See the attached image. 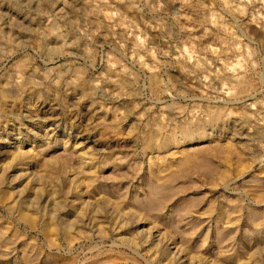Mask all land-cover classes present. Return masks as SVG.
Here are the masks:
<instances>
[{"label":"rangeland","instance_id":"374dc122","mask_svg":"<svg viewBox=\"0 0 264 264\" xmlns=\"http://www.w3.org/2000/svg\"><path fill=\"white\" fill-rule=\"evenodd\" d=\"M263 115L264 0H0V170L11 166L0 200L20 192L34 213L45 200L43 209H52L59 196L62 212L53 221L81 217L77 229L84 231L79 241L60 236L63 227L56 238L42 237L50 209L35 214L41 221L30 228L2 200L0 264H92L118 254L123 264H148V256L151 264H166V256L167 264H264ZM230 199L244 212H227ZM185 200L196 203L178 209ZM218 208L230 215H216Z\"/></svg>","mask_w":264,"mask_h":264},{"label":"bare ground","instance_id":"6f19581e","mask_svg":"<svg viewBox=\"0 0 264 264\" xmlns=\"http://www.w3.org/2000/svg\"><path fill=\"white\" fill-rule=\"evenodd\" d=\"M242 80H243V79H242ZM244 81H245V80H244ZM244 85H245V84H244ZM247 85H249V83H248ZM243 89H244V86L242 85V83L239 84V86H238V90H239V92H242ZM248 90H249V89H248ZM37 93H38V92H37ZM6 96L8 97V95H6ZM31 96H32V95H31ZM14 97H15V96H14ZM20 101H21V100H20ZM228 101H229V100H228ZM231 101H233V100H231ZM224 102H225V100H224ZM226 102H227V100H226ZM228 103H229V102H228ZM8 105H9V104H8ZM219 111H220V110H219ZM219 111H217V112H211V114H210V119H211V121H213V120H215L217 117H219V115H220V112H219ZM207 113H208V112H207ZM224 113H225V112H224ZM6 114H8V113H6ZM48 114H49V113H48ZM222 114H223V113H222ZM248 114H250V113H248ZM248 114H247V115H248ZM260 114H261V113H260ZM250 115H251V114H250ZM261 115H262V114H261ZM248 116H249V115H248ZM248 116H247V117H248ZM253 116H254V115H253ZM263 116H264V115H263ZM247 117H246V118H247ZM261 118H262V116H261ZM263 118H264V117H263ZM263 118H262V119H263ZM219 119H220V118H219ZM196 127H197V126H196ZM115 130H116V129H115ZM194 132H195V131H194ZM195 134H196V133H195ZM198 134H199V133H198ZM208 134H209V133H208ZM199 135H200V134H199ZM204 136H205V135H204ZM33 137H34V136H33ZM201 138H202V137H201ZM9 145H10V144H9ZM148 145H150V143H148ZM20 147H21V146H20ZM146 147H147V146H146ZM214 148H216V147H214ZM228 148H229V147H228ZM216 149H217V148H216ZM216 149H215V150H216ZM20 150H21V149H20ZM209 150H211V148H210ZM218 150H220V152L222 151V150L219 149V148H218ZM230 150H231V147H230L229 151H230ZM1 151H2V150H1ZM1 151H0V152H1ZM64 151H65L66 153L68 152V150H65V149H64ZM211 151H212V150H211ZM211 151H210V152H211ZM226 151H228V150H226ZM226 151H225V152H226ZM15 152L18 153L19 150L15 151ZM20 152H21V151H20ZM20 152H19V153H20ZM79 152H80V151H79ZM207 152H208V151H207ZM214 152H215V151H214ZM214 152H211V153H214ZM216 152H217V151H216ZM220 152H218V153H220ZM21 153H23V152H21ZM70 153H71V154L73 155V157H74V155H75L74 153H75V152L72 153V152L70 151ZM70 153H69V154H70ZM77 153H78V152H77ZM80 153H81V152H80ZM80 153H78V154H80ZM82 153H83V152H82ZM90 153H91V152L88 153V154H89V157L91 156ZM222 153H223V151H222ZM222 153H220V154H222ZM226 153H227V154L230 153V154L232 155L231 152H226ZM226 153H225V154H226ZM10 154H11V153H10ZM15 154H16V153H15ZM15 154H13V155H15ZM25 154H27V153H24L23 155H25ZM64 154H65V153H62V154H61L62 157H63ZM71 154H70V156L67 155V157H68V156H69V157H72ZM85 154H86V153H85ZM204 154H205V153H204ZM207 154H208V153H207ZM215 154H216V153H215ZM225 154H224V155H225ZM230 154H229V155H230ZM13 155H12V157H13ZM23 155L21 154V156H23ZM35 155H36V154H35ZM61 155H60L59 157H61ZM231 155H230V156H231ZM80 156H82V155H80ZM87 156H88V155H87ZM187 156H188V155H187ZM187 156H186V158H188ZM230 156H226V155H225V157H226L227 159H228ZM237 156H238V155H237ZM14 157H15V160H16V159H17V158H16L17 156H14ZM18 157H19V156H18ZM23 157H24V156H23ZM23 157H22V158H23ZM28 157H29V156H28ZM62 157H61V158H62ZM76 157H78L77 154H76ZM85 157H86V155H85ZM85 157H84V158H85ZM93 157H94V156H93ZM93 157H92V158H93ZM189 157H190V156H189ZM204 157H205V156H204ZM217 157H218V155H217ZM231 157H232V156H231ZM4 158H5V157H4ZM22 158L19 157L18 159H22ZM25 158H26V157H25ZM55 158H56V157H55ZM61 158H60V159H61ZM64 158H65V159H64ZM86 158H87V157H86ZM90 158H91V157H90ZM92 158H91V160H92ZM94 158H95V157H94ZM183 158H184V157H183ZM206 158H208V157H205V159H206ZM239 158H240V157H239ZM62 159L65 160V161L63 160L62 162H63V164H64V162H65V165H66L68 159H67L65 156H64ZM62 159H61V160H62ZM70 159H71V161H72V158H70ZM70 159H69V160H70ZM77 159H78V158H77ZM80 159H81V157H80ZM82 159H83V157H82ZM97 159H98V158H97ZM97 159L95 158V160H93V161L95 162ZM198 159H199V158H198ZM227 159H225V160H227ZM230 159H231V158H230ZM230 159H229V160H230ZM2 160H3V159H2ZM9 160H10V159H9ZM58 160H59V158H58ZM78 160H79V159H78ZM91 160H90V164H89V165H94V164H93L94 162L91 164ZM184 160L186 161V159H184ZM188 160H189V159H188ZM188 160H187V161H188ZM207 160H210V159H207ZM207 160H205L204 163L202 162V163H203L202 166H203V167H207V168H209V162H208ZM5 161H6V160H5ZM24 161H25V160H24ZM55 161L57 162L56 159H55ZM80 161H82V160H80ZM85 161H86V160H85ZM235 161H238V159L235 160ZM2 162H3V161H2ZM12 162H13V159H12ZM12 162H11V163H12ZM14 162H15V161H14ZM14 162H13V163H14ZM59 162H60V161H59ZM62 162H61V166H62ZM69 162H70V161H69ZM88 162H89V161H88V159H87V162H86V163L88 164ZM99 162H100V161H99ZM190 162H191V161H190ZM192 162H193V161H192ZM232 162H233V161H232ZM239 162H240V160H239ZM241 162H242V161H241ZM7 163L10 164V161H9V162H5V164H7ZM16 163H19L18 160H17V162H15V164H16ZM24 163H25V162H24ZM24 163H23V164H24ZM86 163H85V164H86ZM183 163H184V161H183ZM195 163H197V162H195ZM2 164H3V167L6 166L4 163H2ZM9 164H7V165H9ZM15 164H14V165H15ZM19 164H21V163H19ZM58 164H59V163H58ZM58 164H57V165H58ZM81 164H82V163H81ZM85 164H84V161H83V164H82V165H84V167L87 165V164H86V165H85ZM99 164H100V163H98V165H99ZM189 164H190V163H189ZM191 164H192V163H191ZM234 164H235V163H234ZM239 164H240V163H239ZM239 164H238V166H239ZM59 165H60V164H59ZM67 165H68V164H67ZM70 165H71V164H70ZM70 165H69V166H70ZM78 165H79V163H78ZM95 165H96V162H95ZM179 165H180V164H179ZM181 165H182V162H181ZM186 165H187V164H186ZM12 166H13V164H12ZM18 166H19V165L17 164V167H15L14 170H16V168L18 169ZM46 166H47V165H43L44 168H45ZM49 166H50V165H49ZM74 166H76V165H74ZM74 166H73V167H74ZM96 166H97V165H96ZM150 166H151V165H150ZM183 166H185V165L183 164ZM241 166H242V164H241ZM10 167H11V166H10ZM10 167H9V168H10ZM62 167H64V166H62ZM70 167H71V166H70ZM73 167H72V169H75V167H74V168H73ZM81 167H82V166H81ZM81 167H79V168H81ZM86 167L88 168V166H86ZM94 167H95V166H94ZM170 167H171V166H170ZM181 167H182V166H181ZM187 167H188V166H187ZM242 167H243V166H242ZM9 168L7 167V170H9ZM13 168H14V167H13ZM24 168H25V167H24ZM48 168H50V167H48ZM54 168L56 169L57 167H54ZM64 168L67 169V168H69V167H64ZM90 168H92V166H91ZM96 168H97V167H96ZM188 168H189V167H188ZM215 168H216V167H215ZM215 168H214V169H215ZM224 168H225V167H224ZM229 168H230V167H229ZM229 168H228V169H229ZM237 168H238V167H237ZM245 168H246V167H245ZM2 169H3V168H2ZM21 169H22V168H21ZM69 169H71V168H69ZM76 169H78V166H76ZM163 169H164V168H163ZM169 169H170V168H169ZM193 169H194V168H193ZM226 169H227V168H226ZM7 170H6V172H7ZM11 170H12V169H11ZM52 170H53V169H52ZM82 170H83V167H82ZM88 170H89V168H88ZM92 170H93V169H92ZM98 170H99V169H98ZM203 170H204V169H203ZM221 170H222V169H221ZM0 171H2V170H0ZM17 171H18V170H17ZM23 171H24V169H23ZM23 171H22V172L20 171V172L23 174ZM44 171H45V170H44ZM49 171H51V170H49ZM55 171H56V170H55ZM57 171H58V169H57ZM59 171H60V170H59ZM61 171H63V169H62ZM61 171H60V172H61ZM64 171L68 172V170H64ZM71 171H72V170H71ZM74 171L76 172V170H73V172H74ZM78 171H81V169H79ZM84 171H85V170H84ZM84 171H83V173H84ZM165 171H166V170H165ZM208 171H209V170H208ZM210 171H211V170H210ZM240 171H241V170H240ZM242 171H243V170H242ZM6 172H5L4 169H3L2 173L0 172V173H1V174H0V183L3 182V180H4L5 177H7V176H6ZM60 172H58V174H59L58 176L56 175L57 172L54 174V176L56 175V176L58 177V179H59V177H60V174H62V173H60ZM81 172H82V171H81ZM92 172H93V173H92ZM94 172H95L94 170L91 171V172H90L91 175H92V174L94 175ZM180 172H181V170H180ZM211 172H212V171H211ZM223 172H224V171H222V173H223ZM225 172H226V171H225ZM10 173H11V172H10ZM24 173H25V172H24ZM51 173H53V172H51ZM64 173H65V172H64ZM95 173H96V172H95ZM214 173H215V172H214ZM227 173H228V170H227ZM235 173H236V172H235ZM11 174H13V173H11ZM11 174H10V175H11ZM17 174H18V172H17ZM74 174H75V173H74ZM87 174H88V176H85L86 173H85L84 176H85V177H88V178H87V179H88V182H90V180H91L90 178H91V177L89 178V175H90L89 172H87ZM205 174H206V173H205ZM233 174H234V173H233ZM14 175H16V174H14ZM18 175H19V174H18ZM47 175H48V174H47ZM52 175H53V174H52ZM52 175H50V176H52ZM62 175H63V174H62ZM62 175H61V176H62ZM93 175H92V176H93ZM96 175H97V174H96ZM96 175L93 176L92 178L95 179V178H96ZM98 175H99V173H98ZM98 175H97V176H98ZM100 175H101V173H100ZM202 175H203V174H202ZM220 176H221V175H220ZM19 177H21V175H20ZM22 177H23V176H22ZM22 177H21V178H22ZM75 177L77 178V176H75ZM81 177H82V175H81ZM100 177H101V176H100ZM104 177H105V176H104ZM104 177H103V178H104ZM110 177H111V176H110ZM156 177H157V176H156ZM224 177H227V176H225V175L223 174V178H224ZM228 177H229V176H228ZM9 178H10V177H9ZM9 178H8V179H9ZM11 178H12V177H11ZM17 178H18V177H17ZM21 178H20V179H21ZM39 178H40V177H39ZM50 178H51V177H50ZM61 178H62V177H61ZM67 178H68V177H67ZM123 178H124V177H123ZM152 178H153V177H152ZM159 178H160V177H159ZM219 178H220V177H219ZM221 178H222V177H221ZM223 178H222V179H223ZM6 179H7V178H6ZM20 179H19V180H20ZM55 179H56V178H55ZM78 179H79V177H78ZM78 179H77V180H78ZM82 179H83V178H82ZM89 179H90V180H89ZM93 179H92V180H93ZM98 179H101V178H98ZM98 179L96 178L97 181H99ZM115 179H116V178H115ZM155 179H156V178H155ZM15 180H16V176H15L13 179H11V181H15ZM17 180H18V179H17ZM19 180H18V181H19ZM59 180H60V179H59ZM69 180H70V179H69ZM96 180H93V182L96 181ZM111 180H112V179H111ZM161 180H162V179H161ZM168 180H169V178H168ZM177 180H178V179H177ZM8 181H9V180H8ZM18 181H17V183H18ZM50 181H51V180H50ZM72 181H73V179H72ZM97 181H96V182H97ZM101 181H102V180H101ZM157 181H158V180H157ZM219 181H220V180H219ZM222 181H224V180H222ZM30 182H33V181H30ZM40 182H41V181H40ZM69 182H70V181H69ZM75 182L78 183L79 181H78V182L75 181ZM75 182H74V183H75ZM82 182L86 183L87 180H86V182H85L84 180H82ZM88 182H87V183H88ZM102 182H103V181H102ZM104 182H105V181H104ZM104 182H103V183H104ZM109 182H110V181H109ZM115 182H118V181H115ZM158 182H159V181H158ZM4 183H5V182H4ZM20 183H21V181H20ZM20 183H19V185H20ZM76 183H75V185H76ZM91 183H92V182H91ZM97 183H98V182H97ZM113 183H114V182L112 181V184H113ZM165 183H166V182H165ZM1 184H2V183H1ZM7 184H8V183H7ZM9 184L11 185V183H9ZM9 184H8V185H9ZM49 184H50V183H49ZM55 184H56V183H55ZM63 184H64V183H63ZM93 184H95V183H93ZM114 184H115V183H114ZM114 184H113V186H114ZM175 184H176V183H175ZM21 185H22V184H21ZM26 185H27V184H26ZM36 185H38V184H36ZM42 185H43V184H42ZM50 185L52 186V184H50ZM69 185H71V183H70ZM84 185H85V184H84ZM84 185H82V187H83ZM86 185H87V186H90L91 184H90V185H89V184H86ZM95 185H97V184H95ZM95 185H94V186H95ZM118 185H119V184H117V186H118ZM259 185H260V184H259ZM94 186H93V188H94ZM0 187H1V186H0ZM7 187H8V186H7ZM7 187H6V188H7ZM21 187L24 188V190H25V187H23V186H21ZM21 187H20V188L18 187L17 190L20 189V191H21V193H22V190H23V189L21 190ZM26 187H27V186H26ZM55 187H57V186H55ZM59 187H60V186H59ZM67 187H68V186H67ZM78 187H79V185L77 186V188H78ZM85 187H86V186H84V188H85ZM97 187H98V186H97ZM99 187H100V186H99ZM101 187H102V186H101ZM15 188H16V187H15ZM38 188H39V187H38ZM63 188H64V185H63V187L61 188V191H62ZM77 188H76V189H77ZM86 188H87V187H86ZM88 188H89V187H88ZM91 188H92V187H91ZM105 188H106V187H105ZM112 188H113V187H112ZM163 188H164V187H163ZM255 188H256V187H255ZM9 189H10V187H9ZM12 189H13V187H12ZM41 189H43V188H41ZM45 189H46V188H45ZM59 189H60V188H59ZM94 189H95V188H94ZM108 189H109V188H108ZM114 189H115V188H114ZM114 189H113V191H114ZM257 189H258V187H257ZM263 189H264V188H263ZM7 190H8V188H7ZM26 190H27V189H26ZM28 190H29V188H28ZM28 190H27V192L30 193V191H28ZM84 190H85V192L87 191L86 189H84ZM88 190H89V189H88ZM92 190H93V189H92ZM110 190H112V189H110ZM259 190H260V189H259ZM0 191H1V190H0ZM11 191H12V190H11ZM32 191H33V190H32ZM40 191H41V190H40ZM40 191H37V192H40ZM50 191H51V190H50ZM63 191H64V190H63ZM241 191H242V190H241ZM263 191H264V190H263ZM2 192H4V191H2ZM13 192H14V191H13ZM16 192H17V191H15V193H16ZM37 192H36V193H37ZM42 192H43V190H42ZM42 192H40V193H42ZM47 192H48V191H47ZM83 192H84V191H83ZM85 192H84V193H85ZM92 192H93V191H92ZM92 192H90V194H91ZM99 192H100V191H99ZM101 192H102V191H101ZM103 192H104V191H103ZM115 192H117V191H115ZM115 192H114V193H115ZM242 192H243V191H242ZM25 193H26V192H24V194H25ZM33 193H35V192H33ZM44 193H45V192H44ZM54 193H56V194L58 195V192H56V190H55V192H53V194H54ZM59 193H60V192H59ZM62 193H63V192H62ZM65 193H66V192H65ZM74 193H75V192H74ZM96 193H97V192H96ZM118 193H119V191H118ZM118 193H117V195H118ZM260 193H261V192H260ZM263 193H264V192H263ZM3 194H4V193H3ZM19 194H20V192L18 193V196H17V195L15 196V199H14V197L12 198V197L10 196V193H9V194L5 193V194L1 197V199H2L5 203L8 202L7 207L9 208V210H10V209L12 210V208H13V209H14V208H18V213H17V214H19V216H20L22 219H24V220H23L24 222L27 221L28 224H27V223H25V224L28 225V227H30V226L33 227V226L35 225L34 223H36V222H38V221H41V220H38V219H40V216H39V218H38L37 215H38V212H39V211H42V212H43V211L46 210V209H45V210L43 209V208L45 207V204H47V203H46V200H45V204H43L44 207H43V208L40 207L41 210H39L38 208H36V209H38L39 211L37 212V210H36V211H35L36 213H35V212L33 213V209H35V207H36V206L33 207L34 205L31 203V202H33V201L28 202L29 199H28L27 197H23V198L21 197V198H20V197H19ZM30 194H31V193H30ZM38 194H39V193H37V195H38ZM46 194H47V193H46ZM51 194H52V193H51ZM53 194H52V195H53ZM56 194H55V195H56ZM60 194H61V193H60ZM86 194H89V191H87ZM107 194H108V193H107ZM1 195H2V194H1ZM25 195H26V194H25ZM39 195H40V194H39ZM41 195H42V194H41ZM57 195H56V196H57ZM78 195H79V194H78ZM117 195H114V196H117ZM120 195H121V194H120ZM258 195H259V194H258ZM12 196H13V195H12ZM20 196H23V194H20ZM30 196H33V195H30ZM43 196H44V195H43ZM48 196H49V193H48ZM65 196H66V195H65ZM65 196H64V197H65ZM73 196H74V195H73ZM75 196H76V195H75ZM79 196H80V195H79ZM88 196H89V195H88ZM107 196H109V195H107ZM110 196H111V195H110ZM110 196H109V198L113 197V196H111V197H110ZM252 196H253V195H252ZM261 196H262V195H261ZM40 197H41V196H40ZM40 197H39V198H40ZM44 197H45V196H44ZM53 197H54V195L52 196V198H53ZM58 197H59V196H57V198H58ZM62 197H63V196H62ZM101 197H102V196H101ZM195 197H196V196H195ZM200 197H201V195H200ZM255 197H256V196H255ZM259 197H260V195H259ZM259 197H257V199H260V198H261V197H260V198H259ZM35 198H37V197H35ZM46 198H47V197H45L44 199H46ZM50 198H51V197H50ZM50 198H49V199H50ZM52 198H51V199H52ZM54 198L57 199L56 197H54ZM69 198H70V197H69ZM74 198H75V197H74ZM74 198H73V199H74ZM76 198H77V197H76ZM113 198H114V197H113ZM197 198H198V197H197ZM228 198H229V197H228ZM7 199H9V201H8ZM30 199H31V198H30ZM33 199H34V197H33ZM37 199H38V198H37ZM37 199H36V200H37ZM41 199H42V198H41ZM55 199H54V200H55ZM61 199H62V198H61ZM61 199H60V200H61ZM115 199H116V197H115ZM239 199H240V198H239ZM255 199H256V198H255ZM263 199H264V196H263ZM263 199H262V200H263ZM2 200H0V202H2ZM31 200H32V199H31ZM52 200H53V199H52ZM54 200H53V206H54V205H55V206H54L52 209H50L49 207H47V208H49L52 212L50 211L51 213L48 215V217L46 216V217H43V218H42V223H43V225H41V226H42V232H43V236H42V237H48V236H50V235H52V236L54 235V237L56 238V235L58 234V233H57L58 229H56V227H59V228H61V229H62V227H63V230L60 229L61 231H63V233L61 232L62 234H60V236L64 235L63 238H64V239L66 238V239H68V240H72V239H74V238H75V240H77V238L75 237V235H76V234L79 235L78 232H84V231H81V229H80V231H79V229H77L79 226L81 227V225H79V224L82 223V222H81L82 220L80 219L81 217H80L79 219H78V218H72V219H70V218H68V217H66V219H64V217H63L64 220H63L62 217H61L62 220H60L59 223L62 224V226H61V227L58 226V225H60V224H58V222H57V224H58V225H57V224L53 221V219H54V216H55L57 213H59V211L62 212L61 209H60V206H63V205H60V204H59V206H58V205L56 204V203L58 202V200H56L57 202L54 201ZM75 200H76V199H75ZM81 200H82V199H81ZM106 200H108V197H107ZM109 200H110V199H109ZM118 200H119V199H118ZM195 200H196V199H195ZM225 200H226V199H225ZM230 200H231V203L229 202V204H227V205L225 206L224 209H226V207H227L226 210H227V212L230 211V214L232 213V214H235L236 216L240 215V214H241V211L244 210V209L241 210V205H240V204H242V203H240V201H239V204L236 203V202H235V203H232V199H230ZM230 200H228V201H230ZM48 201H49V200H48ZM77 201L79 202L78 199H77ZM97 201H98V200H97ZM97 201H96V203H97ZM185 201H186V200H185ZM196 201H197V200H196ZM196 201H195V202H194V200L189 201V202L186 201V202H187L186 204H184V203L179 204V205H178V209H180V208L182 209V207H185V206H186L187 208H188V207H192L193 204L196 203ZM198 201H200V200L198 199ZM202 201H203V200H202ZM256 201H257V200H256ZM263 201H264V200H263ZM263 201H262V202H263ZM4 202H3V203H4ZM41 202H43V201H41ZM54 202H56V203H54ZM59 202H60V201H59ZM63 202H64V200H63ZM63 202L61 201V203H63ZM65 202H66V201H65ZM69 202H70V201H69ZM72 202H73V201H72ZM115 202H116V201H115ZM115 202H114V203H115ZM233 202H234V201H233ZM254 202H255V201H254ZM260 202H261V201H259V203H260ZM3 203H1L2 206H3ZM5 203H4V204H5ZM38 203H39V200H38L37 204H38ZM51 203H52V202H51ZM51 203H50V205L52 206ZM98 203H102V201H100V202H98ZM103 203H104V202H103ZM117 203H119V201L116 202L115 205H116ZM130 203H131V202H130ZM197 203H198V202H197ZM201 203H202V202H201ZM223 203H224V201H223ZM223 203H222V205H223ZM35 204H36V202H35ZM37 204H36V205H37ZM41 204H42V203H41ZM63 204H64V203H63ZM78 204H79V203H78ZM80 204H81V201H80ZM84 204H85V203H84ZM109 204H111V203H109ZM112 204H113V203H112ZM121 204H122V203H120V204H118V205L121 206ZM160 204H161V203H160ZM165 204H166V202H165ZM224 204H225V203H224ZM64 205H67V204H64ZM81 205H82V204H81ZM197 205H199V203H198ZM71 206L73 207L74 205L72 204ZM71 206H70V207H71ZM87 206H89V205H87ZM100 206H101V204L99 205V207H100ZM112 206H113V205H112ZM119 206H117V207L119 208ZM195 206H196V205H195ZM199 206H200V205H199ZM199 206H197V207H199ZM207 206H208V205H207ZM219 206H220V205H219ZM223 206H224V205H223ZM37 207H38V206H37ZM66 207H69V206H66ZM89 207H90V206H89ZM96 207H97V206H96ZM121 207H122V206H121ZM121 207H120V209H121ZM193 207H194V206H193ZM220 207H221V206H220ZM61 208H63V207H61ZM74 208H75V207H74ZM74 208H73V209H74ZM86 208H87V207H86V205H85V209H86ZM108 208H109V207H108ZM115 208H116V206H115ZM162 208H163V207H162ZM162 208H161V209H162ZM203 208H204V207H203ZM242 208H243V207H242ZM49 209H47V210L49 211ZM67 209H68V208H67ZM73 209L70 208L69 210H73ZM83 209H84V208H83ZM90 209L92 210L93 208H90ZM96 209H97V208H96ZM98 209H100V208H98ZM103 209H104V208H103ZM103 209H102V210H103ZM113 209H114V206H113ZM122 209H123V207H122ZM128 209H129V208H128ZM132 209H133V208H132ZM185 209H186V208H185ZM189 209H190V208H189ZM191 209H192V208H191ZM213 209H214V208H213ZM213 209L210 208L211 211H212ZM64 210H65V209H64ZM64 210H63V211H64ZM75 210H76V209H75ZM87 210H88V209H87ZM116 210H117V209H116ZM129 210H130V209H129ZM162 210H163V209H162ZM186 210H187V209H186ZM196 210H197V209H196ZM228 210H229V211H228ZM14 211H15V210H14ZM48 211H45L46 214L48 213ZM65 211H66V210H65ZM65 211H64V212H65ZM73 211H74V210H73ZM76 211H78V209H77ZM94 211H95V210H94ZM94 211H93V213H94ZM100 211H101V210H100ZM130 211H131V210H130ZM132 211H133V210H132ZM154 211H157V210L154 209ZM193 211H194V210H193ZM7 212H8V210H7ZM11 212H13V211H11ZM16 212H17V211H15V213H16ZM45 212H43V215H44ZM74 212H75V211H74ZM80 212H81V211H80ZM82 212H83V210H82ZM101 212H102V211H101ZM103 212H104V211H103ZM208 212H209V211H208ZM227 212L225 211V213H224V210L218 208L216 215L219 214V216L221 217L223 214H226ZM243 212H244V211H243ZM9 213H10V212H9ZM67 213H68V212H67ZM88 213H89V212H88ZM98 213H99V212L94 213L95 216H93V220L95 219L94 217L99 216ZM158 213H159V211H158ZM192 213H193V212H192ZM210 213H211V212H210ZM210 213H209V214H210ZM212 213H213V212H212ZM35 214H37L36 216H37L38 219L36 218ZM40 214H41V212H40ZM72 214H73V213H72ZM81 214H84V213H81ZM90 214H92L91 211H90ZM104 214H105V213H103V215H104ZM135 214H136V213H135ZM140 214H141V213H140ZM148 214H149V213H148ZM179 214H180V212H179ZM179 214H178V215H179ZM185 214H186V212H185ZM187 214H188V213H187ZM187 214H186V215H187ZM230 214H228V215H230ZM255 214H256V213H255ZM10 215H11V213H10ZM43 215H41V216H43ZM57 215H58V214H57ZM57 215H56V216H57ZM63 215H65V214H63ZM85 215H86V214H85ZM85 215H82V217L85 216ZM100 215H101V214H100ZM103 215H102V216H103ZM123 215H124V214H123ZM128 215H129V214H128ZM154 215H155V214H154ZM181 215L183 216V214H181ZM207 215H208V214H207ZM213 215H215V214H213ZM228 215H223V216H228ZM252 215H253V214H252ZM252 215H251V216H252ZM68 216H70V215H68ZM73 216H74V215H73ZM76 216H77V212H76ZM76 216H74V217H76ZM86 216H87V215H86ZM102 216H100V217H102ZM117 216H118V215H117ZM159 216H160V215H159ZM184 216H185V215H184ZM88 217H90V215H89ZM126 217H127V216H126ZM174 217H175V216H174ZM185 217H186V216H185ZM185 217H184V218H185ZM199 217H200V216H199ZM220 217H219V218H220ZM230 217H231V216H230ZM234 217H235V216H234ZM253 217H254V216H253ZM97 218H98V217H97ZM112 218H113V217H112ZM124 218H125V217H124ZM137 218H138V217H137ZM137 218H136V219H137ZM146 218H147V217H146ZM153 218H154V217H153ZM181 218H182V217H181ZM225 218H226V217H225ZM240 218H241V216H240ZM56 219H57V218H56ZM58 219H59V218H58ZM76 219H78V221L80 220L79 222H81V223H77V220H76ZM98 219H99V218H98ZM103 219H104V218H103ZM171 219H172V218H171ZM179 219H180V218H179ZM220 219H222V218H220ZM230 219H232V217H231ZM234 219H235V218H234ZM237 219H238V217L236 218V220H237ZM256 219H257V218H256ZM37 220H38V221H37ZM84 220H86V219H84ZM95 220H96V219H95ZM100 220H102V219H100ZM100 220H99V221H100ZM106 220H107V219H106ZM115 220H117V219H115ZM222 220H223V219H222ZM224 220H225V219H224ZM226 220H227V219H226ZM238 220H239V219H238ZM238 220H237V221H238ZM21 221H22V220H21ZM57 221H58V220H57ZM128 221H129V220H128ZM149 221H150V220H149ZM176 221H177V219H176ZM237 221H236V223H237ZM260 221H261V220H260ZM97 222H98V221H97ZM104 222H105V221H104ZM113 222H114V220H113ZM123 222H124V221H123ZM129 222H130V221H129ZM179 222H180V221H179ZM218 222H219V220H218ZM253 222H254V221H253ZM39 223H41V222H39ZM89 223H90V225L92 226L91 222H89ZM98 223H99V222H98ZM101 223H103V222L100 221V224H101ZM105 223H106V222H105ZM257 223L260 224L259 222H257ZM0 224H1V223H0ZM29 224H30V226H29ZM31 224H34V225L32 226ZM37 224H38V223H36V225H37ZM83 224H84V222H83ZM83 224H82V225H83ZM85 224H86V222H85ZM94 224H95V222H94ZM96 224H97V223H96ZM107 224H109V223H107ZM110 224H111V221H110ZM127 224H128V223H127ZM187 224H188V223H187ZM200 224H201V223H200ZM233 224H234V223H233ZM253 224H254V223H253ZM36 225H35V226H36ZM39 225H40V224H39ZM55 225H56V226H55ZM86 225H87V224H86ZM98 225H99V224H98ZM98 225H97V226H98ZM104 225H105V224H102V226H104ZM113 225H115V224H113ZM125 225H126V224H125ZM125 225H123V226H125ZM256 225H257V224H256ZM35 226H34V227H35ZM54 226H55V227H54ZM91 226H87V227H91ZM93 226H94V225H93ZM100 226H101V225H99L98 228H96V227L94 226V227L96 228V231H97L98 233L100 232V229H101ZM116 226H117V225H116ZM9 227H10V226H9ZM31 227H30V228H31ZM106 227H107V226H105V229H106ZM182 227H183V226H182ZM254 227H255V225H254ZM256 227H257V226H256ZM10 228H11V227H10ZM83 228H86V227H83ZM83 228H82V230H83ZM103 228H104V227H103ZM117 228H118V227H117ZM178 228H179V227H178ZM6 229H7V228H6ZM37 229H38V228H37ZM107 229H109V228L107 227ZM107 229L105 230L106 232H107ZM112 229H113V227H112ZM199 229H200V228H199ZM90 230H91V229H90ZM113 230H115V229H113ZM116 230H117V229H116ZM116 230H115V231H116ZM127 230H128V229H127ZM147 230H148V229H147ZM147 230H146V231H147ZM197 230H198V229H197ZM13 231H14V230H13ZM86 231H87V230H86ZM92 231H95V230H92ZM105 231H104V232H105ZM0 232H1V231H0ZM89 232H90V231H89ZM104 232H103V233H104ZM111 232H113V231H111ZM128 232H129V231H128ZM130 232H132V231H130ZM130 232H129V233H130ZM149 232H150V230L148 231V233H149ZM15 233H16V232H15ZM92 233H93V232H92ZM101 233H102V232H101ZM101 233H100V234H97V235L94 234V235H96V236L100 235V236H101ZM132 233H133V232H132ZM148 233H147V234H148ZM223 233H224V232H223ZM0 234H1V233H0ZM41 234H42V233H41ZM55 234H56V235H55ZM81 234H82V233H81ZM84 234H85V233H84ZM86 234H87V232H86ZM107 234H108V233H107ZM107 234H105V237H106ZM122 234H123V233H122ZM13 235H15V234H13ZM77 235H76V236H77ZM90 235H91V233H90ZM109 235H110V234H109ZM118 235H119V234H118ZM126 235H127V234H126ZM129 235H130V234H129ZM135 235L137 236L136 233H135ZM226 235H227V234H226ZM16 236H17V235H16ZM79 236H80V235H79ZM85 236H86V235H85ZM102 236H103V235H102ZM143 236H144V235H143ZM150 236H151V235H150ZM227 236H228V235H227ZM229 236H230V235H229ZM57 237H58V236H57ZM87 237L90 238L89 233H88ZM116 237H119V236H116ZM116 237H114V238H116ZM146 237H147V236H146ZM231 237H232V236H231ZM256 237H257V236H256ZM52 238H53V237H52ZM63 238H62V239H63ZM78 238H79V237H78ZM80 238H81V237H80ZM98 238H99V237H98ZM133 238H134V237H133ZM136 238H137V237H136ZM136 238H135V239H136ZM221 238H222V237H221ZM228 238H229V237H228ZM228 238H227V239L224 238L223 242H224L225 240H227V241H225V243H227V242L229 241ZM48 239L50 240V238H48ZM82 239H83V237H82ZM82 239H81V240H82ZM84 239H85V238H84ZM86 239H87V238H86ZM101 239H102V238H101ZM116 239H117V238H116ZM137 239H138V238H137ZM229 239H230V238H229ZM45 240H46V238H45ZM52 240H54V239H52ZM55 240H56V239H55ZM57 240H58V239H57ZM75 240H74V241H75ZM79 240H80V239H78L77 241H79ZM87 240H88V239H87ZM120 240H123V239H120ZM125 240H126V238H125ZM127 240H128V238H127ZM156 240H157V239H156ZM232 240H233V239H232ZM46 241H48V240H46ZM72 241H73V240H72ZM77 241H76V242H77ZM123 241H124V240H123ZM130 241L133 242V240H129V242H130ZM154 241H155V240H154ZM201 241H202V240H201ZM219 241H220V240H219ZM221 241H222V239H221ZM50 242H51V240H50ZM52 242H53V241H52ZM52 242H51V244H52ZM66 242H70V241H66ZM129 242H127V243H129ZM146 242H147V241H146ZM146 242H145V243H146ZM158 242H159V241H158ZM158 242H157V244H158ZM229 242H231V241H229ZM48 243H49V241H48ZM57 243H58V242H57ZM64 243H65V242H64ZM71 243H72V242H71ZM122 243H123V242H122ZM127 243H126V244H127ZM154 243H156V242H154ZM221 243H222V242H221ZM262 243H263V242H262ZM49 244H50V243H49ZM53 244H55L54 246H56V243L53 242ZM58 244H59V243H58ZM67 244H69V243H67ZM124 244H125V243H124ZM131 244H132V243H129V244H127V245H131ZM133 244H135V243H133ZM133 244H132V245H133ZM149 244H152V243H149ZM157 244H156V245H157ZM69 245H71V244H69ZM95 245H96V244H95ZM121 245H122V244H121ZM154 245H155V244H154ZM202 245H203V244H202ZM222 245H223V244H222ZM49 246H50V245H49ZM124 246H125V245H124ZM133 246H136V245H133ZM143 246H144V245H143ZM152 246H153V245H152ZM157 246H158V245H157ZM157 246H156V247H157ZM220 246H221V244H220ZM220 246H219V247H220ZM0 247H1V246H0ZM50 247H51V246H50ZM129 247H131V246H129ZM137 247H138V246H137ZM137 247H136V248H137ZM140 247H141V245H140ZM140 247H139V248H140ZM148 247H149V245H148ZM173 247H174V246H173ZM177 247H178V246H177ZM221 247L223 248V246H221ZM221 247H220V248H221ZM231 247H232V246H231ZM258 247H260V246H258ZM57 248H58V247H57ZM59 248H60V247H59ZM131 248H132V247H131ZM153 248H155V246H154ZM153 248H152V249H153ZM157 248H159V247H157ZM227 248H228V247H227ZM106 249H107V248H106ZM108 249H109V248H108ZM146 249H147V248H146ZM149 249H151V248L149 247ZM174 249H175V247H174ZM177 249H179V248H177ZM177 249H175V251H176ZM225 249H226V248H224L223 251H224ZM99 250H100V249H99ZM135 250H137V249H135ZM144 250H145V248H144ZM147 250H148V249H147ZM158 250H159V249H158ZM158 250H157V251H158ZM160 250H162V249H160ZM179 250H180L179 253L182 254V252H181L182 249H179ZM215 250H216V249H215ZM226 250H228V249H226ZM226 250H225V251H226ZM244 250H245V249H244ZM258 250H259V249H258ZM258 250H257V253H259ZM97 251H98V250H97ZM104 251H105V250H104ZM152 251H153V250H152ZM162 251H165V250H162ZM162 251H158V252H159V253H160V252L162 253ZM175 251H173V252H175ZM177 251H178V250H177ZM233 251H234V250H233ZM255 251H256V247H255ZM259 251H260V250H259ZM107 252H108V251H107ZM115 252H116V251H115ZM153 252H154V251H153ZM155 252H156V250H155ZM166 252H167V251H166ZM231 252H232V251H231ZM111 253H112V252H111ZM148 253H149V252H148ZM150 253H151V252H150ZM167 253H168V252H167ZM185 253H186V252H185ZM223 253H225V252H223ZM223 253H221V254H223ZM257 253H255V256H260L259 254L257 255ZM95 254H96V253H95ZM153 254H154V253H152V255H153ZM157 254H158V253H157ZM175 254H176V252H175ZM183 254H184V253H183ZM234 254H235V253H234ZM239 254H240V253H239ZM99 255H100V254H99ZM101 255H102V254H101ZM120 255H121V254H118L117 256H105V257H103V260L101 259L102 261L99 260V262L96 261L97 263H92V264H123L124 262H126V261H125L126 258H123V257L120 256ZM148 255H149V254H148ZM148 255H147V253H146V256H145V257L147 258ZM160 255H161V254H160ZM173 255H174V254H173ZM186 255H187V253H186ZM223 255H225V254H223ZM229 255H230V254H229ZM97 256H98V255H97ZM126 256H127V255H126ZM158 256H159V255H158ZM162 256H163V255H162ZM170 256H171V255H170ZM177 256H178V255H176V257H177ZM181 256H182V255H181ZM216 256H217V255H216ZM226 256H228V255H226ZM241 256H242V255H241ZM250 256H251V255H250ZM153 257H154V256H153ZM153 257H151V258H153ZM178 257H179V256H178ZM191 257H192V256H190V258H191ZM229 257H231V256H229ZM56 258H57V257H56ZM146 258H145V259H146ZM154 258H156V257H154ZM154 258H153V259H154ZM160 258H161V257H160ZM162 258H163V257H162ZM166 258H167V256H166ZM166 258L164 257L165 261L167 260L166 262L168 263V260H169V259H166ZM174 258H175V257H174ZM181 258H184V257L182 256ZM225 258H226V257H225ZM227 258H228V257H227ZM250 258H251V257H250ZM59 259H60V258H59ZM61 259H62V258H61ZM64 259H65V258H64ZM64 259H63V260H64ZM66 259H67V258H66ZM98 259H99V258H98ZM179 259H180V258H179ZM223 259H224V258H223ZM243 259H244V258H243ZM257 259H259V258L257 257ZM68 260H69V259H68ZM93 260H94V259H93ZM155 260H156V259H155ZM157 260H158V257H157ZM157 260H156V261H157ZM170 260H171V257H170ZM172 260H173V259H172ZM180 260H181V259H180ZM192 260H193V258H192ZM247 260H248V259H247ZM252 260H253V259H252ZM65 261H66V260H65ZM69 261L71 262V260H69ZM89 261H90V260H89ZM142 261H143V260H142ZM150 261H152V259L150 260V259H149V256H148V264H151ZM162 261H163V259H162ZM165 261H164V262H165ZM229 261H230V260H229ZM239 261H240V260H239ZM239 261H238V262H239ZM263 261H264V260H263ZM70 262L67 261V264L70 263ZM74 262H75V260H74ZM149 262H150V263H149ZM153 262H154V261H153ZM164 262H163V263H164ZM172 262H174V260H173ZM172 262H170L169 264H171ZM254 262H255V261H254ZM259 262H262V260L259 259ZM259 262H257V264H260ZM65 263H66V262H65ZM72 263H73V262H72ZM128 263H129V262H128ZM128 263H126V264H128ZM167 263H166V264H167ZM174 263H175V262H174ZM189 263H190V262H189ZM192 263H193V262H192ZM45 264H46V263H45ZM55 264H56V263H55ZM61 264H62V263H61ZM70 264H71V263H70ZM131 264H132V263H131ZM134 264H135V263H134ZM139 264H140V263H139ZM153 264H154V263H153ZM157 264H158V263H157ZM164 264H165V263H164ZM172 264H173V263H172ZM176 264H177V263H176ZM190 264H191V263H190ZM227 264H228V263H227ZM237 264H238V263H237ZM239 264H243V263H239ZM248 264H249V263H248ZM255 264H256V263H255Z\"/></svg>","mask_w":264,"mask_h":264}]
</instances>
